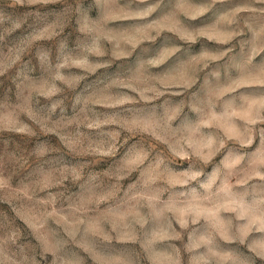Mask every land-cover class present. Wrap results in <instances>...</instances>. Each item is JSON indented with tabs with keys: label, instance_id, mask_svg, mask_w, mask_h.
I'll list each match as a JSON object with an SVG mask.
<instances>
[{
	"label": "rangeland",
	"instance_id": "1",
	"mask_svg": "<svg viewBox=\"0 0 264 264\" xmlns=\"http://www.w3.org/2000/svg\"><path fill=\"white\" fill-rule=\"evenodd\" d=\"M0 264H264V0H0Z\"/></svg>",
	"mask_w": 264,
	"mask_h": 264
}]
</instances>
